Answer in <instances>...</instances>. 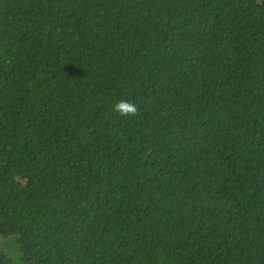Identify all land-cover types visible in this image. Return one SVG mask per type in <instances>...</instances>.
Returning a JSON list of instances; mask_svg holds the SVG:
<instances>
[{
  "label": "trees",
  "instance_id": "16d2710c",
  "mask_svg": "<svg viewBox=\"0 0 264 264\" xmlns=\"http://www.w3.org/2000/svg\"><path fill=\"white\" fill-rule=\"evenodd\" d=\"M0 239L264 264V0H0Z\"/></svg>",
  "mask_w": 264,
  "mask_h": 264
},
{
  "label": "clouds",
  "instance_id": "9594fccd",
  "mask_svg": "<svg viewBox=\"0 0 264 264\" xmlns=\"http://www.w3.org/2000/svg\"><path fill=\"white\" fill-rule=\"evenodd\" d=\"M113 111L121 116L133 117L138 114V106L131 100L120 99L113 105Z\"/></svg>",
  "mask_w": 264,
  "mask_h": 264
},
{
  "label": "rangeland",
  "instance_id": "374dc122",
  "mask_svg": "<svg viewBox=\"0 0 264 264\" xmlns=\"http://www.w3.org/2000/svg\"><path fill=\"white\" fill-rule=\"evenodd\" d=\"M13 242V240H12ZM0 248H3L14 259L16 264H21V255L16 247L8 240L0 239Z\"/></svg>",
  "mask_w": 264,
  "mask_h": 264
}]
</instances>
